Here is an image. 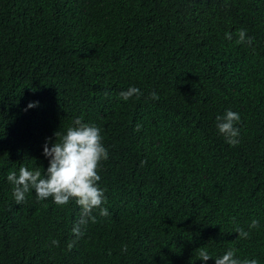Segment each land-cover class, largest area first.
I'll return each mask as SVG.
<instances>
[{
    "label": "trees",
    "instance_id": "obj_1",
    "mask_svg": "<svg viewBox=\"0 0 264 264\" xmlns=\"http://www.w3.org/2000/svg\"><path fill=\"white\" fill-rule=\"evenodd\" d=\"M228 109L235 146L216 129ZM76 118L108 150V215L79 237L74 200L17 203L6 180L43 172ZM200 248L264 264V0H0V264H214Z\"/></svg>",
    "mask_w": 264,
    "mask_h": 264
},
{
    "label": "clouds",
    "instance_id": "obj_2",
    "mask_svg": "<svg viewBox=\"0 0 264 264\" xmlns=\"http://www.w3.org/2000/svg\"><path fill=\"white\" fill-rule=\"evenodd\" d=\"M225 38L232 40V33H225ZM237 43L246 42L252 45V38L246 35L244 29L238 30ZM142 95L141 90L129 86L127 90L121 91L119 96L127 101L131 97L137 98ZM153 99L156 94L150 93ZM39 106L38 101H30L27 109ZM240 121L238 112L231 109L226 110L223 115L216 116V129L223 136L225 142L231 146L239 143L240 130L236 127ZM55 140L46 138L42 145V155L47 159L48 166L27 167L23 164L18 170H11L6 180L12 185V196L17 203L23 201L30 191H34L37 200H46L51 197L53 203L66 205L70 200L81 208V220L73 226L72 232L79 237L83 233L80 226L87 224L88 220L95 221L90 213L98 208L101 216L108 215L106 208L102 205L106 202L105 191L99 186L101 177L98 174V167L101 161L108 158V150L103 144L101 129L91 122H83L82 118H76L72 125L66 130L54 133ZM259 221L253 219L249 224V230L236 228L238 238H247L249 231L258 226ZM53 245L58 241L52 240ZM71 247V245H69ZM213 260L214 264H258L255 258L243 260L235 255V250L228 249L222 255L213 256L206 249L198 251V261L207 262Z\"/></svg>",
    "mask_w": 264,
    "mask_h": 264
}]
</instances>
